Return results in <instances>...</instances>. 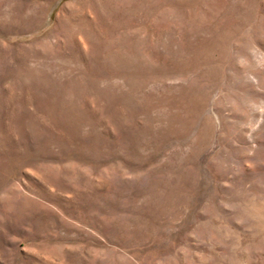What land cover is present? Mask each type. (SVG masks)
<instances>
[{
    "label": "rangeland",
    "instance_id": "374dc122",
    "mask_svg": "<svg viewBox=\"0 0 264 264\" xmlns=\"http://www.w3.org/2000/svg\"><path fill=\"white\" fill-rule=\"evenodd\" d=\"M0 264H264V0H0Z\"/></svg>",
    "mask_w": 264,
    "mask_h": 264
}]
</instances>
